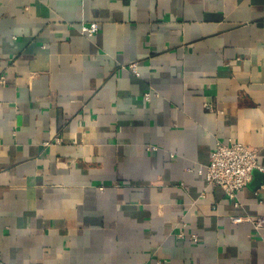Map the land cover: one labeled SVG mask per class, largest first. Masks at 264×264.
Listing matches in <instances>:
<instances>
[{
    "label": "crops",
    "instance_id": "crops-1",
    "mask_svg": "<svg viewBox=\"0 0 264 264\" xmlns=\"http://www.w3.org/2000/svg\"><path fill=\"white\" fill-rule=\"evenodd\" d=\"M0 76V261L264 264V0H0Z\"/></svg>",
    "mask_w": 264,
    "mask_h": 264
},
{
    "label": "built area",
    "instance_id": "built-area-1",
    "mask_svg": "<svg viewBox=\"0 0 264 264\" xmlns=\"http://www.w3.org/2000/svg\"><path fill=\"white\" fill-rule=\"evenodd\" d=\"M80 30L85 35L93 36L99 31V23L95 21L82 23ZM129 66L133 70L136 69L134 63ZM0 83H5L4 76H0ZM154 94L157 93L149 89L144 93V99L151 100ZM207 108L213 110L209 105ZM255 169L264 173V166L258 163V150L255 147L232 140L226 143L218 142L207 166L206 180L211 184L221 186L230 198L235 199L238 192L250 183ZM233 219L241 220L240 217ZM251 220L257 227L264 226V216H256ZM0 264L5 263L0 261ZM157 264H165V262L159 260Z\"/></svg>",
    "mask_w": 264,
    "mask_h": 264
},
{
    "label": "water",
    "instance_id": "water-1",
    "mask_svg": "<svg viewBox=\"0 0 264 264\" xmlns=\"http://www.w3.org/2000/svg\"><path fill=\"white\" fill-rule=\"evenodd\" d=\"M264 184V173L255 169L253 171V180L248 184L253 190L259 189Z\"/></svg>",
    "mask_w": 264,
    "mask_h": 264
}]
</instances>
